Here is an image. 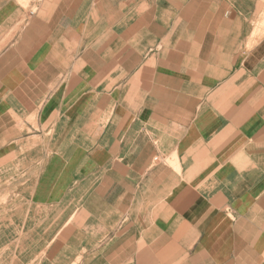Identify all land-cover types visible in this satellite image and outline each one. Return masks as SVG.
I'll list each match as a JSON object with an SVG mask.
<instances>
[{
	"label": "crops",
	"instance_id": "0c3cea01",
	"mask_svg": "<svg viewBox=\"0 0 264 264\" xmlns=\"http://www.w3.org/2000/svg\"><path fill=\"white\" fill-rule=\"evenodd\" d=\"M264 0H0V264H264Z\"/></svg>",
	"mask_w": 264,
	"mask_h": 264
},
{
	"label": "rangeland",
	"instance_id": "374dc122",
	"mask_svg": "<svg viewBox=\"0 0 264 264\" xmlns=\"http://www.w3.org/2000/svg\"><path fill=\"white\" fill-rule=\"evenodd\" d=\"M257 27L259 30H264V20L259 22V23H256ZM259 25V26H258Z\"/></svg>",
	"mask_w": 264,
	"mask_h": 264
},
{
	"label": "bare ground",
	"instance_id": "6f19581e",
	"mask_svg": "<svg viewBox=\"0 0 264 264\" xmlns=\"http://www.w3.org/2000/svg\"><path fill=\"white\" fill-rule=\"evenodd\" d=\"M259 26V25H258Z\"/></svg>",
	"mask_w": 264,
	"mask_h": 264
}]
</instances>
